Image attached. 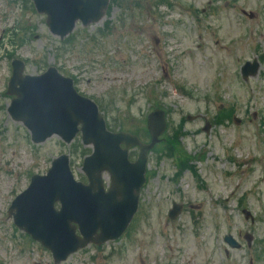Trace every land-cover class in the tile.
<instances>
[{
    "label": "rangeland",
    "instance_id": "1",
    "mask_svg": "<svg viewBox=\"0 0 264 264\" xmlns=\"http://www.w3.org/2000/svg\"><path fill=\"white\" fill-rule=\"evenodd\" d=\"M111 5L101 22L77 25L60 41L28 0H0V264H53L13 225L8 208L30 177L44 175L60 155L84 182L82 161L92 151L78 136L70 144L57 136L33 144L9 117L13 59L28 75L55 67L71 78L111 132L147 143V115L155 109L166 115L126 233L60 264H264V0ZM254 59L260 68L244 82L240 67ZM173 203L181 211L170 220ZM225 235L239 247H229Z\"/></svg>",
    "mask_w": 264,
    "mask_h": 264
},
{
    "label": "water",
    "instance_id": "2",
    "mask_svg": "<svg viewBox=\"0 0 264 264\" xmlns=\"http://www.w3.org/2000/svg\"><path fill=\"white\" fill-rule=\"evenodd\" d=\"M30 1L37 13L46 16L49 32L60 40L73 31L76 22L83 27L99 22L108 5V0ZM13 69L8 94L16 99L9 114L28 129L32 141L41 143L57 135L69 143L80 133L82 144L91 145L93 150L82 166L88 185L74 180L68 157L61 155L51 162L45 176L31 177L27 189L12 201L9 209L14 225L50 251L58 264L89 243L100 245L117 239L125 231L136 211L140 188L145 184L147 154L165 131L164 113L156 110L148 115L150 142L143 144L129 133L108 132L96 105L79 96L72 81L59 75L55 68L50 67L37 77H22L21 62L14 61ZM257 69L255 61L246 63L243 79L253 76ZM131 147L139 149L134 163L127 159ZM101 173H107L111 179L106 193ZM56 203L58 210L54 208ZM179 209L174 207L170 216L175 217ZM225 241L235 247L230 237Z\"/></svg>",
    "mask_w": 264,
    "mask_h": 264
},
{
    "label": "flooded vegetation",
    "instance_id": "3",
    "mask_svg": "<svg viewBox=\"0 0 264 264\" xmlns=\"http://www.w3.org/2000/svg\"><path fill=\"white\" fill-rule=\"evenodd\" d=\"M108 187H109V185H107V186L105 187V190H106V191H108Z\"/></svg>",
    "mask_w": 264,
    "mask_h": 264
}]
</instances>
